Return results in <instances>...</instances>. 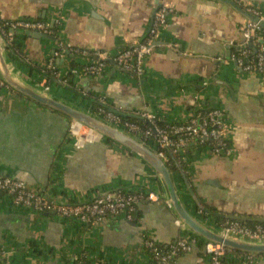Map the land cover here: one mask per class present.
<instances>
[{"label": "crops", "instance_id": "0c3cea01", "mask_svg": "<svg viewBox=\"0 0 264 264\" xmlns=\"http://www.w3.org/2000/svg\"><path fill=\"white\" fill-rule=\"evenodd\" d=\"M232 1L264 16V0ZM161 7L169 11L167 22L139 79L109 63L99 76L83 74L78 65L83 60L67 50L114 55L146 38ZM19 20L42 22L57 33L36 38L26 31L0 30L8 37H3L5 43L11 40L6 55L15 70L32 84L48 81L42 69L52 58L54 70L73 84L52 78V93L95 115L99 100L129 117L142 120L145 114L165 123L184 122L198 107L223 110L231 155L216 156L207 144L181 151L185 169L171 170L175 186L189 212L210 227L231 217L264 219V78L240 72L230 60L229 43L242 40L239 13L212 0H0V25ZM72 69L76 73L71 75ZM86 133L84 126L8 87L0 92V172L72 203L117 190L163 195L161 183L142 160L102 137L88 140ZM176 220L163 200H140L131 222L116 217L85 225L15 206L0 195L1 264H153L143 248L145 236L157 243L195 236ZM197 239L175 264H208L206 241ZM256 264H264V255Z\"/></svg>", "mask_w": 264, "mask_h": 264}, {"label": "built area", "instance_id": "2783aa9c", "mask_svg": "<svg viewBox=\"0 0 264 264\" xmlns=\"http://www.w3.org/2000/svg\"><path fill=\"white\" fill-rule=\"evenodd\" d=\"M239 6L246 13L264 21V16L257 8L249 5ZM168 13L166 7L156 10L146 38L143 41L133 42L114 55L104 51L73 49L70 47H67V50L83 60L80 63L81 65L78 63L83 74L99 76L106 64L109 63L119 71L139 79L144 74L145 59L151 54L154 42L159 36V31L166 25ZM4 29L11 32L15 30L36 31L43 34L51 32L46 24L31 20L1 24L0 30ZM239 32L242 38L241 42L238 44L229 43L231 48L230 60L240 72L259 75L264 78V30L252 22L243 21L239 27ZM3 37L8 38L7 36ZM10 43L11 40L6 39V45ZM45 66L47 69L52 70V77L59 84L64 86L70 84L73 88V84L68 82L66 76L63 78L54 70L52 58L47 60ZM75 73V69L70 71L71 75ZM38 84L46 90H50L51 84L47 80L41 79ZM6 89V85L0 80V92ZM74 90L80 94L83 93L77 85L74 86ZM96 115L137 138L141 137L149 140L151 143L149 146L166 163L168 162L166 152L177 156L179 159L181 151L187 148L194 149L203 144H207L212 154L216 156H230L232 153L226 116L224 111L219 108L204 109L198 107L186 121L181 123H165L158 118L144 114L141 117L147 125L142 127L138 123L122 119L120 114L106 108L105 102L99 100L96 106ZM85 130L87 132L85 134L86 139L101 138L91 130L87 128ZM0 195L10 198L15 206L38 213H54L61 218L75 220L85 225H95L105 219L116 217H123L125 221L131 222L136 205L142 199L150 202L163 200L169 208L162 195L153 192L137 194L124 190L108 191L91 202L72 203L46 196L30 188L21 180L6 176H0ZM175 223L179 228L184 229L178 220ZM218 228L225 234L250 240H264V224L248 227L237 222H223ZM197 244L198 239L196 236L186 234L169 243H157L150 236L143 238V248L149 254L153 264H175L179 256L190 253ZM203 250L209 258L208 264H256V258L258 257L251 254L232 255L234 261L231 262L226 258V254L231 251L212 242L203 243ZM3 258L4 252L0 250V263L3 262ZM78 264L89 263L79 260Z\"/></svg>", "mask_w": 264, "mask_h": 264}, {"label": "water", "instance_id": "95a60500", "mask_svg": "<svg viewBox=\"0 0 264 264\" xmlns=\"http://www.w3.org/2000/svg\"><path fill=\"white\" fill-rule=\"evenodd\" d=\"M212 1L228 5L239 13L243 17L244 21L252 22L264 30L263 20L246 13L242 7L237 5L232 0ZM25 33L30 36H35L36 38L43 37L45 35L36 31H26ZM6 50L7 45L3 36L0 34V80L17 95H21L42 108L49 109L81 126H84L85 128L91 130L94 134H97L107 141L118 145L142 160L158 178L163 190V199L168 203L169 208L173 212L176 219L188 232L192 233L196 237L202 238L206 242L219 244L231 252L257 256L264 255V240H250L225 234L220 231L219 228L208 226L205 219L193 216L187 209L179 191L175 186L171 169L149 145L129 134L125 130L103 120L97 115L54 95L51 90H46L38 83L32 84L31 82L25 80L22 78L21 74L15 70L6 55ZM117 113L125 115L122 112ZM133 117L137 118L136 116ZM0 176L14 178L7 171L0 172ZM183 178L185 180V185L188 186L186 178ZM188 194L191 196L192 200L197 203L190 188H188ZM197 206L200 207L198 203ZM206 213L208 215H213L210 212ZM229 219L264 223V219H246L242 217H231Z\"/></svg>", "mask_w": 264, "mask_h": 264}, {"label": "trees", "instance_id": "16d2710c", "mask_svg": "<svg viewBox=\"0 0 264 264\" xmlns=\"http://www.w3.org/2000/svg\"><path fill=\"white\" fill-rule=\"evenodd\" d=\"M48 29H49V28H48ZM50 30H51V32L53 33V36L56 35V33H57V29H56V28H51ZM42 70H43V72H48V74L46 73V74H47V77H48V81H47V82L51 84V83H52L51 80H52L53 77L50 76V73H49V71L47 70L46 66H45V68H43ZM121 118H122V119H125V120H128V121H130V122L138 123V124L142 125V127L147 125L145 121H143V120H139V119H137V118L129 117V116H127V115H121ZM140 139H141L144 143H146V144H148V145H151V143H150L149 140H146V139L141 138V137H140ZM165 154L167 155V159H168L167 165H168V167H169L171 170H180V169L184 170V169H185V168L183 167V164L181 163V159H178L177 156H175V155H171V154H169L168 152H166ZM223 222H237V223H239L240 225H245V226H248V227H253L254 225H257V224H264L263 222L238 221V220H230V219H229V220H222V219H220L219 224H218L217 226L219 227V225H220L221 223H223ZM232 255H242V254H241V253H235V252H228V253L226 254V258H227V260L233 262L234 260L232 259ZM0 264H1V263H0Z\"/></svg>", "mask_w": 264, "mask_h": 264}, {"label": "rangeland", "instance_id": "374dc122", "mask_svg": "<svg viewBox=\"0 0 264 264\" xmlns=\"http://www.w3.org/2000/svg\"><path fill=\"white\" fill-rule=\"evenodd\" d=\"M176 176H177V175H175V177H176ZM176 182H178V183L180 182V180H179L178 177H177V179H176ZM179 190H180V192H182L184 189H182L181 186H179ZM184 196H185V194H184Z\"/></svg>", "mask_w": 264, "mask_h": 264}]
</instances>
